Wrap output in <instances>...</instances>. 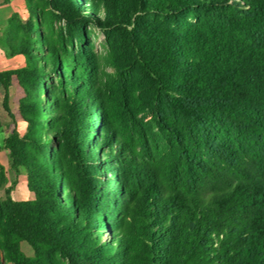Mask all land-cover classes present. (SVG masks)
<instances>
[{
  "label": "trees",
  "instance_id": "trees-1",
  "mask_svg": "<svg viewBox=\"0 0 264 264\" xmlns=\"http://www.w3.org/2000/svg\"><path fill=\"white\" fill-rule=\"evenodd\" d=\"M80 1L24 0L30 19H7L3 47L25 65L0 71L2 106L13 119L14 77L26 130L2 148L33 197L5 190L0 264H264V0ZM90 24L119 55L115 100L136 136L110 120L94 61L65 47ZM140 99L157 137L133 116Z\"/></svg>",
  "mask_w": 264,
  "mask_h": 264
},
{
  "label": "rangeland",
  "instance_id": "rangeland-1",
  "mask_svg": "<svg viewBox=\"0 0 264 264\" xmlns=\"http://www.w3.org/2000/svg\"><path fill=\"white\" fill-rule=\"evenodd\" d=\"M80 1V0H79ZM80 3L83 6L89 7L86 0H81ZM12 18L19 22L20 28L26 21L30 19L29 10L25 5L24 0H10L8 3L0 2V71L7 69H18L25 65V59L21 54L12 55L8 52L7 49L3 47L4 43L9 38V32L6 29L7 19ZM66 25V21L63 20H55L53 22V26L56 30H59L60 27ZM38 31L43 33V28H37ZM36 29V30H37ZM82 39L78 40L73 36L72 45H68L66 49L70 55H77V53L82 52L83 54L88 55L92 61H94L96 65V69H93L94 72L98 74L100 78V82L103 85V89L107 95V103L109 109L110 120L112 123H115L120 131L131 132L132 136H136V130L133 126L130 127V123H126L123 116H121V112L118 110V106L116 103V91L114 86L115 79V71L113 67L114 61L119 59L118 53H116L110 44L108 38L104 35L102 30L90 25H86L82 27ZM66 34V33H65ZM39 50H37L38 57H43L46 53V46L44 42H38ZM57 74L55 72L51 74L45 73L44 82L46 83V89L51 90L52 85L56 81ZM25 93L23 89L19 86L17 80L13 77L11 80V85L8 88L7 93V105L13 114V119L8 115V113L4 110L2 106V100L4 97V92L0 87V201L5 198V190L6 188H10V193H12L13 198L15 199H31L33 197L32 192H30L26 187V179H25V171L21 167L19 169V173L17 174V183L16 185H12V181L15 178L14 172L9 168V158L8 153L5 149L2 148L3 139L8 135L13 125L16 126V129L20 134H23L26 130V123L21 119L19 114V101L23 99ZM43 97L44 94L42 95ZM48 97V96H47ZM117 109V110H116ZM101 110H99V121L96 122L95 127L97 130L98 123L100 124L102 121L101 118ZM133 116L137 118L142 124V126L147 131L149 137H157L156 128L153 126V122L151 121L145 105L142 102V99L139 100L138 103L134 105L133 108ZM52 119V118H50ZM51 124V120L49 122ZM92 131V130H90ZM60 141V136L55 134L52 138L47 140V151L48 156L52 158L53 151L55 152L58 142ZM106 146H101V148H105ZM93 142L86 146V149L94 152ZM96 148V152L99 149ZM102 167L107 168L108 166L116 165V159L112 158L109 162L99 160L98 163ZM97 164V162H96ZM99 167V164H97ZM103 172V171H102ZM108 174H98L99 181H105L107 177H110ZM108 235L106 231H104V235ZM104 238V237H103ZM20 249L22 252L29 256L32 254L31 247L22 241L20 243ZM2 263L3 264H12L4 259L2 254Z\"/></svg>",
  "mask_w": 264,
  "mask_h": 264
},
{
  "label": "crops",
  "instance_id": "crops-1",
  "mask_svg": "<svg viewBox=\"0 0 264 264\" xmlns=\"http://www.w3.org/2000/svg\"><path fill=\"white\" fill-rule=\"evenodd\" d=\"M11 196L13 197L12 193H11Z\"/></svg>",
  "mask_w": 264,
  "mask_h": 264
}]
</instances>
